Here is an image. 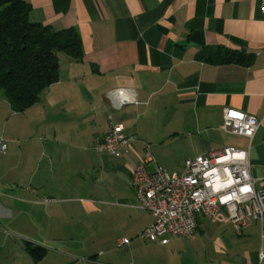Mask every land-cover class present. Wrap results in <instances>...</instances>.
I'll return each mask as SVG.
<instances>
[{
	"label": "crops",
	"instance_id": "crops-1",
	"mask_svg": "<svg viewBox=\"0 0 264 264\" xmlns=\"http://www.w3.org/2000/svg\"><path fill=\"white\" fill-rule=\"evenodd\" d=\"M29 2V21L54 30L75 29L82 55L74 59L59 53L58 80L23 111L13 110L0 93V137L7 143L0 153V257L8 243L29 254L36 246L27 240L32 231L45 237L49 230H59L65 217L62 205L82 201L90 208L92 196L101 195L97 183L121 206L140 209L129 202L127 187L143 159L144 141L156 140L158 126L159 134L171 140L183 136L191 144L193 137L202 136L190 145L189 153L197 156L233 147L218 141L224 133L220 124L225 108L253 115L260 121L259 129L250 145L242 137L245 142L237 148L248 150L252 175L264 177L258 175L264 170L261 0ZM217 48L238 51L246 62H207L205 56ZM116 88H125L134 101L117 109L108 96ZM113 123L122 124L124 134L132 138L131 147L117 155L100 154L94 145ZM155 164L160 166L156 160ZM86 173L92 175L89 181ZM261 184L257 181L256 187ZM144 215L130 217L133 224L141 223L136 229L151 223V215ZM78 220L76 216V227H65L72 237L81 234ZM208 223L232 225L228 211L220 210L214 218L200 217L196 232ZM90 238L106 245L73 264H184L173 249L184 237L166 244L130 238L120 248L109 231L91 233ZM121 238L128 237L117 241ZM259 245L260 241L242 264H259ZM115 252L121 253L116 257Z\"/></svg>",
	"mask_w": 264,
	"mask_h": 264
},
{
	"label": "built area",
	"instance_id": "built-area-1",
	"mask_svg": "<svg viewBox=\"0 0 264 264\" xmlns=\"http://www.w3.org/2000/svg\"><path fill=\"white\" fill-rule=\"evenodd\" d=\"M264 9V0H261ZM108 96L117 109L134 101L125 88H116ZM260 121L253 115L233 108H225L221 130L230 135L251 140ZM132 138L123 132L120 123H113L109 131L95 145L100 154L117 155L128 152ZM7 149L0 137V153ZM154 165V168H149ZM262 181L260 187L256 182ZM130 185L138 199L139 208L149 213L151 223L139 237L166 244L174 237H191L199 225V218H214L220 210H227L236 234L252 223L260 228L259 264H264V177L251 173L248 150L235 147L211 149L204 154L186 158L180 172H168L155 164L150 145L145 144L143 159L136 164ZM128 238L118 239V248L127 245Z\"/></svg>",
	"mask_w": 264,
	"mask_h": 264
},
{
	"label": "rangeland",
	"instance_id": "rangeland-1",
	"mask_svg": "<svg viewBox=\"0 0 264 264\" xmlns=\"http://www.w3.org/2000/svg\"><path fill=\"white\" fill-rule=\"evenodd\" d=\"M159 133L161 134L160 127H155L156 140L144 139V142L150 145L152 155L161 168L169 172L173 170L180 172L184 160L190 155V157L194 156L189 153L193 150L190 145L198 144L199 139L203 137L198 135L193 137L190 144L188 137L180 136L177 140H171ZM218 137V141L223 143L222 146L237 148L245 142L240 136L225 133H220ZM258 175L264 176V170L260 169ZM84 177L89 181L92 175L86 173ZM96 185L97 192L99 191L101 195L92 196L93 201H90V208H87L86 203L82 201L64 204L62 207L65 217L59 221L61 227L59 230H49L45 237L40 236V231L30 232L33 237L27 240L47 249V254L39 263H35L25 250L12 249L8 243L5 248L1 249L0 264H73L78 258L80 261L86 260L91 252L102 249L106 245L90 238L91 233L95 232L109 231L115 245L120 236H127L129 240L141 239L139 233L143 227L136 229L141 223L133 224L134 220H130V217L145 214L144 219H148L149 213L147 214L142 209L121 206L117 198L107 193L102 184L97 183ZM127 195L130 203L138 204L130 183L127 187ZM76 216L79 219L77 227L81 230V234L78 235L79 237H72L70 230H65V227L72 225L76 227ZM242 233V235L236 234L231 224L208 223L203 231L196 232L186 239H177L173 249L178 256L183 258L184 264H242L243 259H248L252 250L259 244L258 223H252ZM151 243L157 244V242ZM112 248L119 250L114 245ZM119 251L122 252V250ZM121 252H115L114 255L117 257Z\"/></svg>",
	"mask_w": 264,
	"mask_h": 264
},
{
	"label": "trees",
	"instance_id": "trees-1",
	"mask_svg": "<svg viewBox=\"0 0 264 264\" xmlns=\"http://www.w3.org/2000/svg\"><path fill=\"white\" fill-rule=\"evenodd\" d=\"M30 9L29 0H0V93L18 112L37 103L41 91L58 80L59 53L74 59L82 55L75 29L54 30L30 22ZM205 60L214 64L246 62L242 53L222 48L213 50ZM28 253L38 261L46 250L33 246Z\"/></svg>",
	"mask_w": 264,
	"mask_h": 264
},
{
	"label": "water",
	"instance_id": "water-1",
	"mask_svg": "<svg viewBox=\"0 0 264 264\" xmlns=\"http://www.w3.org/2000/svg\"><path fill=\"white\" fill-rule=\"evenodd\" d=\"M4 62L7 64V65H9V62H8V60H6V59H4ZM128 105V104H127ZM126 106V105H125ZM124 107V106H123ZM122 107V108H123Z\"/></svg>",
	"mask_w": 264,
	"mask_h": 264
}]
</instances>
